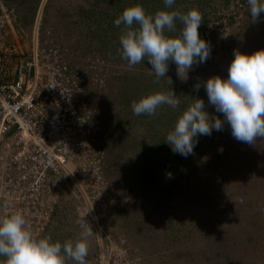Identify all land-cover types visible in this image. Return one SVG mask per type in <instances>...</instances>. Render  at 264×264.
Listing matches in <instances>:
<instances>
[{
    "label": "rangeland",
    "instance_id": "rangeland-1",
    "mask_svg": "<svg viewBox=\"0 0 264 264\" xmlns=\"http://www.w3.org/2000/svg\"><path fill=\"white\" fill-rule=\"evenodd\" d=\"M8 1L0 0V40L17 41L25 56L30 22L41 0ZM42 2V29L49 25L52 33L61 34V43L77 58L95 52L110 70L121 73L108 79L93 102L94 124L107 132L102 131L103 146L112 188L105 205L87 217L92 226L87 264H264V138L253 145L239 142L225 122L222 131L199 136L187 158L173 153L164 140L198 97L210 114L223 119L207 105L205 82L215 75L227 78L235 50L264 48V13L252 22L247 0H175L172 7L181 12L200 10L198 31L211 53L189 70L186 81L169 62L167 76L157 83L147 59L133 68L121 59L123 26L109 29V22L135 4L132 0ZM138 3L156 9L153 0ZM170 86L175 87L178 107L163 105L154 116L133 113L134 100L155 91L170 92ZM169 172L171 179L166 178ZM71 185L59 187L63 192L54 212L56 224L46 228L48 235L35 230L39 220L29 223L25 216L34 234L60 241L79 236L77 220L82 215L77 208L83 199L79 191L69 195ZM7 190L0 193V217L24 214L26 207Z\"/></svg>",
    "mask_w": 264,
    "mask_h": 264
},
{
    "label": "built area",
    "instance_id": "built-area-1",
    "mask_svg": "<svg viewBox=\"0 0 264 264\" xmlns=\"http://www.w3.org/2000/svg\"><path fill=\"white\" fill-rule=\"evenodd\" d=\"M40 16L38 9L25 56L17 41L0 40V193H14L29 223L39 220L37 231L49 223L59 183L67 179L72 194L79 191L80 214L91 208L86 219L112 188L84 96L103 85L108 62L97 55L74 61Z\"/></svg>",
    "mask_w": 264,
    "mask_h": 264
},
{
    "label": "clouds",
    "instance_id": "clouds-1",
    "mask_svg": "<svg viewBox=\"0 0 264 264\" xmlns=\"http://www.w3.org/2000/svg\"><path fill=\"white\" fill-rule=\"evenodd\" d=\"M41 2L36 11L40 9L41 12ZM163 3L164 7L155 13L146 12L139 3L127 6L114 20L116 27L123 26L119 37L120 56L129 68L147 59L152 69L150 74L155 75L157 83L160 78L167 76L169 62H172L176 65L177 76L186 81L189 70L194 65L206 62L210 57L211 46L198 31L203 15L196 7L187 12L174 9L172 6L175 0H163ZM247 3L252 22H257L264 13V0H247ZM31 24L32 21L30 27ZM56 36L61 39V34ZM89 55L97 53L91 51L85 57ZM82 58L84 57L75 56L74 61L80 63ZM114 74H118L117 71L108 68L103 76L102 86L84 91V96L92 108L95 97L100 96L108 79ZM205 89L208 103L216 112L222 114L223 119L210 114L205 108L204 100L198 97L177 118L174 129L164 139L173 153L187 158L193 154L199 136H211L213 130L222 131L225 122L231 128L232 137L239 142L253 145L258 138H264V48L252 53L235 50L227 78L219 75L209 77L205 82ZM101 101L100 99V103ZM163 105L178 107L179 99L173 91H155L141 96L131 103V108L137 116H154L156 110ZM101 108L100 104L99 109ZM94 111L93 108L91 122L94 136L103 149L105 161L109 163L103 146L106 134L102 131L105 130L95 126ZM166 178L171 179L172 174L166 173ZM62 184L59 183L58 187ZM68 190L69 195L73 196L71 189ZM62 192L59 189L54 203H51L53 209L44 234L48 235L47 227L49 231V226L56 224L54 212L57 211L58 198L62 197ZM81 198L83 199L82 196ZM90 210L91 208L77 220L81 230L79 236L74 240L64 241L34 234L25 215L20 211L0 217V257L4 258L0 264H87L92 226L86 216Z\"/></svg>",
    "mask_w": 264,
    "mask_h": 264
},
{
    "label": "trees",
    "instance_id": "trees-1",
    "mask_svg": "<svg viewBox=\"0 0 264 264\" xmlns=\"http://www.w3.org/2000/svg\"><path fill=\"white\" fill-rule=\"evenodd\" d=\"M141 1L143 2V0H141ZM132 2L135 3V4H137V3H138V0H132ZM132 2H131V3H132ZM153 2H155V8H156V9H154L153 6H152V8H151V7H146V8H145L146 12H148V13H154V11H157V10H159V9L162 8V2H163V0H153ZM133 3H132V4H133ZM156 5H157V7H156ZM112 22H113V21H112ZM109 24H110L109 29H113V25H114V23H110V22H109ZM178 27H179V25H178ZM210 38H211V37H210ZM211 39L213 40V38H211ZM119 69H120V68H119ZM120 70H121V72H122L123 69H120ZM119 74H121V73L119 72ZM119 74H114V75L110 76V78H115L116 76H119ZM174 88H175L174 86H173V87L170 86L171 91H170V90H168V91H170V92L173 91L174 93H176L175 90H174ZM179 88H180V87H179ZM179 88H178V89H179ZM178 89H177V90H178ZM177 90H176V91H177ZM207 105H210V104L207 103ZM104 147H105V146H104ZM145 171H146V170H145ZM146 172H147V174L152 175V173H151V169H148Z\"/></svg>",
    "mask_w": 264,
    "mask_h": 264
},
{
    "label": "crops",
    "instance_id": "crops-1",
    "mask_svg": "<svg viewBox=\"0 0 264 264\" xmlns=\"http://www.w3.org/2000/svg\"><path fill=\"white\" fill-rule=\"evenodd\" d=\"M2 1H3V0H2ZM10 1L13 2V3L15 2L14 0H10ZM8 2H9V1L6 0V3H8ZM15 4H16V2H15ZM33 9H34V7H33ZM22 17H23V16H22ZM22 17H21V18H22Z\"/></svg>",
    "mask_w": 264,
    "mask_h": 264
}]
</instances>
